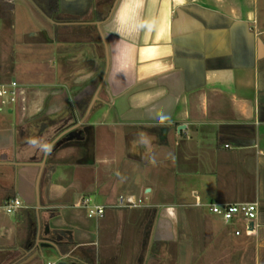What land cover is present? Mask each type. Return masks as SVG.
<instances>
[{"label": "crops", "instance_id": "0c3cea01", "mask_svg": "<svg viewBox=\"0 0 264 264\" xmlns=\"http://www.w3.org/2000/svg\"><path fill=\"white\" fill-rule=\"evenodd\" d=\"M20 1L42 22L44 49L54 51L57 65L45 64L44 103L19 90L16 121L0 116L1 202L16 195L9 165L29 153L25 146L14 152L25 135L19 126L29 120L34 132L30 118L43 104L51 115L65 107L49 96L89 95L104 78L109 94L100 93L108 103L90 112L79 137L44 167V240L46 223L69 229L59 243L78 264H219L223 256L220 264H264V0ZM7 2L9 10L0 5V83L15 80L13 30L20 16L27 26L18 0ZM87 194L103 205L120 196L143 205L108 207L100 224L74 203ZM51 198L65 201L53 219ZM210 201H257L254 229L248 222L229 230L212 225L206 207L195 205ZM35 204L13 214L39 219ZM181 219L191 228L179 238ZM14 225L0 228V264H42L38 250L29 249L38 235ZM24 237L28 245L21 246Z\"/></svg>", "mask_w": 264, "mask_h": 264}, {"label": "flooded vegetation", "instance_id": "af4514ba", "mask_svg": "<svg viewBox=\"0 0 264 264\" xmlns=\"http://www.w3.org/2000/svg\"><path fill=\"white\" fill-rule=\"evenodd\" d=\"M85 92V90H82ZM82 92V93H84ZM35 97L32 101L37 102L40 100L44 103L46 97L44 92H37L34 94ZM81 95V96H80ZM88 95L80 94L79 92H65L55 93L49 96V100L55 101L60 104H64L65 107L58 113L51 115L49 112L44 110L43 107L34 114L30 119L32 120L33 125L35 126L34 132H31L28 129L27 122L19 126L18 133L22 131V136H18L14 142V152H19L22 150V147L25 146V150L28 153L25 161L18 164L9 165L13 191L18 195L24 202L23 207H28L27 202L35 201L37 206L43 207L44 202V167L54 154L65 149V146L71 144L76 138H70L75 134L74 131L69 128H73L77 122L72 118L73 112H78L82 103L87 99ZM46 99L47 101H49ZM75 128V127H74ZM78 128H82V125L74 129L75 131ZM1 161V160H0ZM35 204V206H36ZM22 216V219H20ZM181 218V217H180ZM15 231H20V233H30L32 230L36 235L39 232V240H44V221L42 219H37L36 214H20L19 218L15 221ZM188 228L190 227V222L188 220L181 219L177 222L176 233L180 238L187 234ZM62 230L63 232L53 233L54 230ZM45 230L49 233L50 236L56 237L67 235L70 230L63 229L60 227H54L52 230L49 224L46 223ZM159 238H162L161 235H157L155 242H158ZM36 240L31 243L29 242V249L32 251L38 250ZM20 245H28V240L26 237L20 239Z\"/></svg>", "mask_w": 264, "mask_h": 264}, {"label": "rangeland", "instance_id": "374dc122", "mask_svg": "<svg viewBox=\"0 0 264 264\" xmlns=\"http://www.w3.org/2000/svg\"><path fill=\"white\" fill-rule=\"evenodd\" d=\"M27 5L18 0V12L19 15L25 14L27 19H25V22H27V26L23 24V16H20L21 20H18L16 24V28L13 30V39L11 44V52H10V66H11V75L15 78V80L18 83V86L16 87V91L24 90L25 92L30 93V95H34L36 92L44 91V82L47 81L44 77V67L45 64L47 65V60L51 59L50 65L54 66L57 65L56 56H54L53 50H45L47 48L46 45H44L45 37H44V28H42V22L40 19L33 13L29 12V9L26 7ZM23 11H25L23 13ZM1 22V21H0ZM31 24V25H30ZM30 25V27H29ZM44 26V24H43ZM5 29V25L2 24V27L0 26V31ZM3 32V31H2ZM2 34V33H1ZM0 34V35H1ZM52 49V48H50ZM54 79L53 81H58L54 77L50 78ZM49 79V80H50ZM56 90V88H54ZM64 90V88H60ZM28 100L32 99L29 97ZM0 104L2 106V110H0V116L5 119H11L12 123H14L16 120V108L17 103L16 102H2L0 99ZM46 170V168H45ZM45 170H44V176H45ZM4 178H0V186L4 183ZM53 190V191H52ZM47 191L46 185L44 186V192ZM51 193H56V188L51 187ZM32 202V201H30ZM1 193H0V204H1ZM52 205V208L47 210V215L49 219H53L55 217H60L64 212V207L62 205L65 204L64 200H61L59 198H51L49 202ZM75 205L77 206L78 200L74 201ZM206 213L208 212V215L210 218H213V224L214 226L218 227L219 229H231L233 227H236L237 225L245 226L247 220H239L238 222L233 221L230 223H224V221L216 214L210 213L208 208H203ZM80 210V208H79ZM84 212L83 210H80ZM20 212V211H19ZM18 212V217L15 216V214H9L6 213V211L0 207V228L1 231L3 229L5 230L6 226L11 225L13 222L19 218L20 213ZM40 219L44 221V208L42 207L40 210ZM22 219V216L21 218ZM99 221V220H98ZM102 219H100L99 223L101 224ZM226 224V225H225ZM52 230L54 229L51 228ZM246 234H244L245 236ZM248 235H246L247 237ZM252 243L256 244V241H258V238H256V235L248 236ZM3 241L2 237L0 236V243ZM218 250V249H217ZM222 250V251H221ZM221 252L226 253V250L221 248ZM230 251V249H228ZM227 250V251H228ZM232 250V249H231ZM44 253V252H43ZM34 254V253H33ZM167 258H169V254L166 255ZM59 259V256L56 253H52L51 251H47L43 257H41V263L42 264H48V262H57ZM226 259L225 256H223V260L219 261V264ZM218 262V261H217ZM216 264V263H215Z\"/></svg>", "mask_w": 264, "mask_h": 264}, {"label": "built area", "instance_id": "2783aa9c", "mask_svg": "<svg viewBox=\"0 0 264 264\" xmlns=\"http://www.w3.org/2000/svg\"><path fill=\"white\" fill-rule=\"evenodd\" d=\"M17 86L18 83L15 80L10 81L9 83H0V99L5 100L6 102L15 101ZM141 205H143V199L129 196H120L117 204L103 205L96 202L92 194H87L78 202L77 206L83 208L88 217L98 220L104 216L106 208L108 207L132 208ZM195 205L199 207H207L211 213L218 215L227 223H231L232 221L238 222L239 220L244 219L247 220V222L250 220L255 221L258 219L259 214V203L257 201L226 203L210 201L196 202ZM23 206H25L24 202L18 195L7 197L0 205V207H2L9 214L15 213ZM235 233L240 234V229H236ZM49 264L55 263L49 262Z\"/></svg>", "mask_w": 264, "mask_h": 264}, {"label": "water", "instance_id": "95a60500", "mask_svg": "<svg viewBox=\"0 0 264 264\" xmlns=\"http://www.w3.org/2000/svg\"><path fill=\"white\" fill-rule=\"evenodd\" d=\"M99 26V24H98ZM99 33L101 35V37L103 38V34L101 29H99ZM103 42L105 44V39L103 38ZM98 88H92V94H89L87 96V99L82 103L79 111L77 112H73L72 114V118L76 123V125L73 128H69V131L72 130L75 132V134L73 136H71L70 138H76L78 137L81 133H82V128H78V130H74L77 127H79L80 125L85 123V119L88 116V114L90 112H96L98 110L101 109L102 105L107 104V100L104 98L102 92V88L104 89V91H106L108 94L109 92L107 91V83H104V78L101 79L100 83L97 86ZM102 90V92L100 93V91ZM96 95V98L93 99V96ZM96 102V103H95ZM95 104H100V105H95ZM86 106V109H84L83 107ZM0 158H6L5 155H1ZM0 174H2L1 170H0ZM4 174V172H3ZM255 221L254 220H250L248 221V227L249 230H253L254 226H255ZM60 232L62 233L63 231L60 230H54L53 233H57ZM70 233V232H69ZM60 235V234H59ZM56 235V237H52L50 236V238H48L47 240H39V232H38V240H37V244H39V246L37 247L38 249V254L39 255H44L43 253V249L44 246L50 249H53L56 251L57 255L59 256L58 261L56 262V264H78L79 262H82L77 256H75L73 254L72 251H68L67 248H63L61 246V244L59 243V239L61 238V236ZM72 259L74 260V262L69 261L68 259Z\"/></svg>", "mask_w": 264, "mask_h": 264}, {"label": "trees", "instance_id": "16d2710c", "mask_svg": "<svg viewBox=\"0 0 264 264\" xmlns=\"http://www.w3.org/2000/svg\"><path fill=\"white\" fill-rule=\"evenodd\" d=\"M1 2H0V5H1V7L2 8H7L8 10L10 9V8H12V4H8V2L6 3V0H0ZM10 197V196H9Z\"/></svg>", "mask_w": 264, "mask_h": 264}]
</instances>
